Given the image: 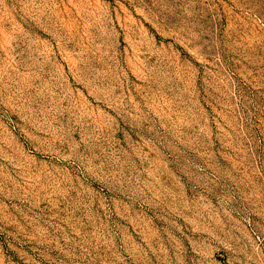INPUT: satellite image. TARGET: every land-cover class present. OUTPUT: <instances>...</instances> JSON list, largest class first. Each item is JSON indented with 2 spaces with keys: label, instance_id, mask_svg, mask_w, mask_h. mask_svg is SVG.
Listing matches in <instances>:
<instances>
[{
  "label": "rangeland",
  "instance_id": "374dc122",
  "mask_svg": "<svg viewBox=\"0 0 264 264\" xmlns=\"http://www.w3.org/2000/svg\"><path fill=\"white\" fill-rule=\"evenodd\" d=\"M0 264H264V0H0Z\"/></svg>",
  "mask_w": 264,
  "mask_h": 264
}]
</instances>
